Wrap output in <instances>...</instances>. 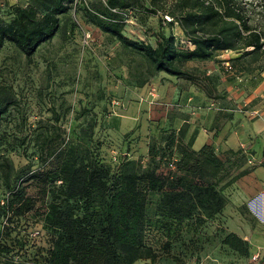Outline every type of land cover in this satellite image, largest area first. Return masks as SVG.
<instances>
[{
    "label": "rangeland",
    "instance_id": "rangeland-1",
    "mask_svg": "<svg viewBox=\"0 0 264 264\" xmlns=\"http://www.w3.org/2000/svg\"><path fill=\"white\" fill-rule=\"evenodd\" d=\"M90 1L84 4L72 0L67 12L59 16L55 36L37 48L30 62L10 43L0 49V97L12 103L0 120V233L10 244L14 240L25 245L30 255L39 259L50 242L39 216L47 196L44 173L59 165L61 139L73 135L86 143L91 132L88 145L99 161L114 166L125 156L144 167L151 139L160 130L168 134L178 129L173 127L172 119L187 118V137L200 125L199 118L190 122L191 115L181 109L179 100L158 102L156 94L158 88L166 96H171L169 90L189 93L199 89L204 93L202 86L162 73L147 75L146 63L139 54L123 49L89 22L83 8ZM233 2L241 8L248 25L264 35V0ZM21 3L22 0H0V20L8 22L13 8ZM158 17L136 12L126 22L123 34L154 46L156 32L161 31L172 35L178 46L190 47L175 20L161 23ZM238 55L224 52L211 60L187 62L184 67L211 78L214 91L208 98L218 113L237 121L235 125L241 119L262 126L260 136H255L264 143V62L241 63L230 69L226 62L232 65L230 59ZM148 88L154 94L153 100L151 95L146 99ZM160 110L166 120L153 118L154 112ZM54 127L61 137L46 147L49 155L40 158L45 151H41L42 140ZM260 166H250L243 159L236 172ZM15 184L24 188L23 204L12 202L7 209L2 208L1 201L4 205L6 200L10 202L9 191ZM236 190V184L224 190L228 202L217 219L197 227L183 224L178 230L172 226L176 231L170 238V250L163 248L165 236L141 230L156 260L150 263L143 259L135 264H250L255 253L264 263V204L259 209L252 205V199L239 201ZM237 231L249 235L245 240L250 248L247 258L218 245L219 234Z\"/></svg>",
    "mask_w": 264,
    "mask_h": 264
},
{
    "label": "trees",
    "instance_id": "trees-1",
    "mask_svg": "<svg viewBox=\"0 0 264 264\" xmlns=\"http://www.w3.org/2000/svg\"><path fill=\"white\" fill-rule=\"evenodd\" d=\"M91 0L84 6L89 22L115 39L125 50L139 54L146 63L145 73H164L202 86L208 97L214 91L210 77L190 71L184 64L207 61L224 52L238 53L226 63L264 62V35L248 25L233 0ZM72 0H22L8 22L0 20V49L5 43L16 47L30 62L37 48L50 41L59 29V16ZM136 12L165 16L177 23L189 46H178L172 35L157 31L155 44L127 38L126 22ZM171 16V17H170ZM264 69V65L262 66ZM246 70V67L243 68ZM144 82H140L143 85ZM204 84V85H202ZM12 103L0 97V120ZM58 120V115L53 114ZM88 142L91 140V132ZM196 131L187 137V123L177 130L151 139L147 162L121 158L110 166L98 160L88 142L71 135L61 139L59 165L44 173L47 196L39 212L42 227L50 242L42 259L31 256L25 245L0 233V261L5 264H135L156 260L155 251L143 240L146 228L167 238L181 225L195 227L221 216L227 205L224 190L255 167L236 172L246 155L240 151L220 156L212 145L194 150ZM54 127L43 138L40 158L46 147L60 138ZM172 166V168H171ZM164 168L161 170V168ZM160 170V171H159ZM236 172V173H235ZM35 176V175H34ZM6 177L9 179L10 173ZM24 188L15 184L9 191L10 202H24ZM175 226V228H172ZM178 226V227H176ZM220 248L247 258L248 243L233 232L218 235ZM24 244V243H23ZM21 252V253H20ZM23 259L14 263L12 256Z\"/></svg>",
    "mask_w": 264,
    "mask_h": 264
},
{
    "label": "crops",
    "instance_id": "crops-1",
    "mask_svg": "<svg viewBox=\"0 0 264 264\" xmlns=\"http://www.w3.org/2000/svg\"><path fill=\"white\" fill-rule=\"evenodd\" d=\"M162 74L168 76L164 73ZM149 90L150 88L147 90L148 93ZM170 91L171 90H169L171 96H166L164 92L158 88L156 94L158 102L179 100L181 109L190 113V122L195 120V118H199L200 125L199 128L195 130L196 136L192 144L194 150H199L204 144H209L214 146L217 154L220 153L224 155L229 152L236 153L241 150V146H246L250 155L256 158L263 154L264 143L260 142V137L255 136H260L262 126L259 127L254 124H247V122H242L241 119L238 120V125H235L237 121H234L229 116H225L223 113H218L220 111L213 107L212 100L199 89H191L189 93L175 90H172V92ZM151 93H149L146 99H150L149 96ZM152 95L154 94L152 93ZM151 100H153V98H151ZM158 105L161 106V104ZM154 114L156 117L153 118H156V120H166L163 111L160 110V112H154ZM201 116H204V118H201ZM186 119V117L172 119L173 127L179 128L184 123L188 124L189 121ZM205 124H207V126H204ZM248 137L251 138V140H248ZM245 169L246 168H242L241 171ZM235 184L236 187H238V191H236L239 201L242 200L243 202H247V199H252L253 206L256 205L259 209L262 208L261 205L264 204V163L260 167H255L253 170L239 177L231 186ZM233 233L243 240H248L249 235H247L246 232L242 233L241 231H237Z\"/></svg>",
    "mask_w": 264,
    "mask_h": 264
},
{
    "label": "built area",
    "instance_id": "built-area-1",
    "mask_svg": "<svg viewBox=\"0 0 264 264\" xmlns=\"http://www.w3.org/2000/svg\"><path fill=\"white\" fill-rule=\"evenodd\" d=\"M73 1L74 2H82V3L86 4V0H73ZM102 2H104V1L102 0ZM164 18L166 19L167 22L171 21V19L166 17V16ZM151 96L154 99V95H152V93H151ZM240 149H241V152L246 155V163L248 165L255 166V165H262L264 163V152L260 157L256 158V157L250 155V153L247 151L246 146H241ZM171 168H172V166H171ZM20 253H19V256H12V260L14 263L20 262L23 259V257H21ZM261 260H262V258L260 257L259 253H255L250 257V264H264V263H261Z\"/></svg>",
    "mask_w": 264,
    "mask_h": 264
}]
</instances>
